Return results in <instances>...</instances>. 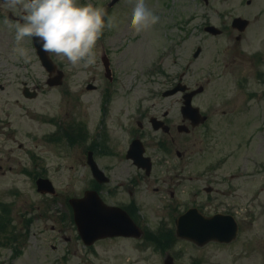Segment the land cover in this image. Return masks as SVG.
<instances>
[{"label":"rangeland","instance_id":"374dc122","mask_svg":"<svg viewBox=\"0 0 264 264\" xmlns=\"http://www.w3.org/2000/svg\"><path fill=\"white\" fill-rule=\"evenodd\" d=\"M247 1L209 0L204 3L202 0H145L147 7L159 17V22L139 34L123 27L131 19L135 0H121L110 13L117 26L111 29L112 35L106 38L105 43L114 51L125 82L135 83L132 95L124 96L122 101L119 99L117 106L122 107L127 102L148 103L149 91L155 88H152L153 81L159 80L154 75L155 79L150 82L148 69L156 68L162 55L166 59L158 67L168 69L173 58H177V61L189 59L198 44L202 48L199 57L190 65L186 80L190 86L195 81L204 84L202 93L193 99V103L209 114V120L188 136L192 142V151H188L193 154L188 156V161L193 157L196 159L188 163L187 169L190 170L188 175L202 170L197 174L203 173L214 180L212 183H202L211 184L218 192H214L207 201L204 200L205 195L194 196L193 190L200 184L198 181H185L187 185H182L180 189L187 190L180 191L179 196H183V205L192 201L198 203L200 199V207L205 213H230L239 223V232L234 241L228 244L209 242L202 246L181 238L170 240L171 231H174L173 221L166 219L157 206L155 210L154 206L146 204L139 207L141 215L138 213L144 229L150 231L146 237L106 238L90 247L82 243L77 236L67 199L81 196L88 186L83 160L86 140L78 136L69 150L64 151L68 142L62 140L58 143L46 138L36 141V136L40 135L41 124L45 132L52 128L47 122L40 121L46 118L39 114L60 115L73 108L75 120L87 115L94 116L88 127L89 132L95 134L99 128L98 93L85 90L80 97H74L63 94L60 88H50L34 98H21L19 89L22 76H13L15 72H31L37 79L45 75H41L30 39L26 38L20 45L28 50L29 60L25 61L13 53L16 47L15 30L4 23L8 8L1 4L0 83L5 90L0 92V150L9 152L11 159H7L3 166L5 173H0V264H163L166 253L173 256L175 264H264V96H251L246 106L243 99L235 105L225 101L221 106L220 97L224 96L225 91L231 94L230 87H224L227 80L222 85L213 78L212 73L207 82L205 78L199 79L197 73L200 65L205 67L221 61L220 56L224 55L228 39L231 44L229 35L212 37L204 34L201 37L200 24L208 21L218 27L230 26L234 16L250 20L257 16L248 29L264 36V0ZM124 33L127 36L136 35L135 39L131 38L135 44L129 43L128 38L124 39ZM183 33L187 39L179 47L174 40ZM258 43L259 40L255 46ZM122 45L127 57L118 54ZM5 56L10 58L11 65L4 71ZM20 60L25 64L22 68L19 67ZM68 67L66 69L71 73ZM72 76L70 74L69 77ZM77 76L80 78L78 83L83 87L86 73L79 71ZM259 76L257 80L262 79ZM25 80L29 83L35 81L30 78ZM176 97L166 98L165 102L176 105ZM15 98L20 99L19 104L14 103ZM87 103L91 107L87 108ZM42 104L45 107L43 110L40 108ZM39 110L42 111L38 114ZM221 110L229 114L220 115ZM60 125L68 127L69 123L63 121ZM3 135L11 139L3 142ZM18 143L27 149L18 148ZM118 148L115 146L113 151ZM42 167L44 175L52 180L56 188L55 197L36 191L35 179ZM183 205L180 211L184 209ZM54 206L58 209L56 214ZM67 210L71 219L67 216ZM162 228H165L164 231Z\"/></svg>","mask_w":264,"mask_h":264},{"label":"flooded vegetation","instance_id":"af4514ba","mask_svg":"<svg viewBox=\"0 0 264 264\" xmlns=\"http://www.w3.org/2000/svg\"><path fill=\"white\" fill-rule=\"evenodd\" d=\"M88 1L80 0V3H91L96 7H101L106 11L108 16H112L110 13L121 2V0ZM1 4H4V0H0V11L2 10ZM6 14L10 17L9 20L13 22L21 20L23 15L20 9H7ZM234 17L230 21V26L228 24L221 25L219 27L220 31L215 34L205 31V26L209 23L208 21L206 24L199 25L203 32L200 33L201 37L204 34L212 37L229 35L231 39V44L229 39L227 40L224 47L227 55L225 56L224 52V55L220 56L221 61L212 62L205 67L200 65L197 69L198 78H205L207 82L210 80L209 77L212 73L214 75L213 78L219 80L222 85L227 80L224 87L228 85L231 89V94L225 91L224 96L220 97L222 100L221 106L225 101L228 104L235 105L241 99H243V104L245 105L249 103L253 95L264 96V76H262L264 73V36L258 35L256 30L248 29L251 22L257 20V16L252 20L239 16L245 19L246 23L244 25L241 21L233 25ZM123 27L124 30L132 29L129 20L125 22ZM111 35L112 31L105 29L104 35L97 44L95 63L88 67H72L67 60H62L54 54H48L54 66L52 73H48L36 55L35 58L38 60L41 68V75L43 74L45 77L37 79L31 72L21 73V76L24 78L21 79L19 92L24 96L25 87H27L29 88V90H26L27 92H35V96H37L50 88H60L63 94L80 97L85 90L96 91L99 97V104L97 105V125H99V128L95 134L92 135L88 127L94 116H81L82 118L78 117L75 120L74 108L72 111L67 109L60 115L50 113L39 114L45 108L44 104H42L40 107L42 110H39L38 114L46 118V120L40 121L43 123L47 122L52 128L45 132L41 124L39 128L40 135L36 136V141L45 140L46 138L60 143L64 140L66 143L68 142L67 146L63 149L66 151L73 145V142L75 143L77 133L81 134L84 140H86L84 141L86 147L83 148V160L84 167L87 170L88 186L85 189L96 190L107 204L125 208L130 216L139 224L142 223L138 215V213L141 215L139 207L142 204L149 205L150 207L154 206V209L157 206L163 211L166 219L174 222L177 214L181 212V205H183V196L179 195L180 191L187 190L180 189L182 185H187L185 181H198L200 183L193 190L195 191V197L205 195L204 200L208 201L214 192H218V189H215L211 184L205 185L202 183L203 181L209 183L214 181L210 180L203 173L197 174V172H201L202 170L188 175L190 170L187 169L188 163L196 159V157H193L192 160L188 161V156L193 155L189 152L192 151L190 147L192 142L188 136L193 134L202 123L193 125L195 122L194 118L189 111H183L182 106L185 96L197 87L200 88V91L192 96L191 103L198 106L193 103V99L202 93L204 89L203 83L198 84L195 81L190 86L186 80L188 69L195 59L199 57L202 48L198 44L189 59L181 58L177 61V58H173L171 67L168 69H164L163 66L158 67L163 64L166 58L160 59L156 68L148 69L149 74H151L150 82L155 79L154 75H157L159 79L153 81L152 88H155L149 91L148 103L127 102L121 107L116 105L117 101L119 99L122 101L124 96L132 95L135 83L131 81L125 82L121 75L120 63L116 61L112 48L105 43L106 38ZM124 36H126L124 39L128 38L130 40L129 43H134L133 40L136 38V35L127 36L124 33ZM131 38L134 39L132 40ZM177 38L174 42L177 41L179 47L187 39L185 33L179 35ZM258 40L259 43L255 46V42ZM197 50L198 52L195 55ZM228 50L229 52H227ZM118 54L127 57L124 45H122ZM19 62L20 68L25 66L22 60ZM4 65L5 71L11 65L10 58L5 56ZM66 66H69L68 68L72 70L71 73L68 72ZM79 71L86 73V82L83 87L78 83L80 82V78L77 76ZM70 74L73 76L69 77ZM259 74L261 75V80L256 79ZM16 76L18 77V74ZM27 78L34 79L35 81L29 83L25 80ZM173 88H177L178 90L165 95L167 91ZM3 90H5V87L0 83V92ZM172 96H177L176 100L178 104L174 105L170 102H165L166 98ZM18 102V99L15 98L14 103L19 104ZM86 106L89 108L91 104L87 103ZM72 107L74 106L72 105ZM200 112L206 115L205 122L208 121L209 114L202 111V109H200ZM221 114L225 115L226 110H221ZM228 114L229 112L226 115ZM61 118H64V122L69 123L68 127L60 125V123H63V121H60ZM112 128L114 129L112 130ZM2 139L4 142L11 138L4 137L3 135ZM132 142L133 147H131ZM115 146L119 148L113 151ZM18 148L22 150L27 149L22 143H18ZM140 148L143 149L142 155L148 158L143 159L141 163L132 158V156H136L138 152H141L139 151ZM129 150V155L131 156H128ZM195 154L197 153L195 152ZM9 156V152L0 150L1 174L5 173L3 166L6 165L7 159H11ZM93 162L100 171L97 176L92 170ZM10 168L11 166L8 165V169ZM43 170L42 167L40 169L41 173L36 178L45 177ZM51 196L55 197L56 192ZM194 205L200 208L202 202L199 199L198 203L195 202ZM53 211L55 214L58 213L56 206H54ZM66 213L68 218L71 219L69 210ZM159 214L161 213L159 212Z\"/></svg>","mask_w":264,"mask_h":264},{"label":"clouds","instance_id":"9594fccd","mask_svg":"<svg viewBox=\"0 0 264 264\" xmlns=\"http://www.w3.org/2000/svg\"><path fill=\"white\" fill-rule=\"evenodd\" d=\"M132 2V0H129ZM10 10H22V18L4 23L15 30L13 53L25 61L31 57L22 42L35 38L41 50L54 54L72 67H88L95 63L97 44L105 29L116 27L115 18L101 7L80 0H4ZM159 22L145 0H135L130 25L136 34Z\"/></svg>","mask_w":264,"mask_h":264},{"label":"water","instance_id":"95a60500","mask_svg":"<svg viewBox=\"0 0 264 264\" xmlns=\"http://www.w3.org/2000/svg\"><path fill=\"white\" fill-rule=\"evenodd\" d=\"M209 29L216 31L213 26H209ZM33 41L43 64L50 70L51 61L35 38ZM36 183L40 192L54 191L46 178H39ZM70 204L78 233L85 244L89 245L96 239L107 236L140 237L142 234V230L125 211L104 204L96 191L86 190L82 197L71 198ZM237 230L234 217L228 214L204 216L196 209H190L176 219V234L199 245L210 240L229 242L236 237ZM164 264H174L170 254L165 256Z\"/></svg>","mask_w":264,"mask_h":264},{"label":"trees","instance_id":"16d2710c","mask_svg":"<svg viewBox=\"0 0 264 264\" xmlns=\"http://www.w3.org/2000/svg\"><path fill=\"white\" fill-rule=\"evenodd\" d=\"M169 237V236H168ZM170 240H173L174 237L170 234V237H169Z\"/></svg>","mask_w":264,"mask_h":264}]
</instances>
